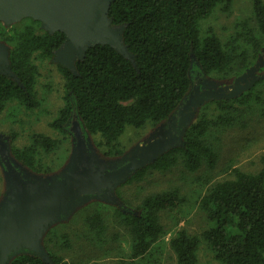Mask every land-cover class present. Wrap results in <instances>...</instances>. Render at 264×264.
Listing matches in <instances>:
<instances>
[{
	"label": "trees",
	"instance_id": "obj_1",
	"mask_svg": "<svg viewBox=\"0 0 264 264\" xmlns=\"http://www.w3.org/2000/svg\"><path fill=\"white\" fill-rule=\"evenodd\" d=\"M231 2L113 0L107 15L112 27L122 28L120 36L127 53L109 43H98L76 57L73 69L54 60L66 35L43 28L40 20L24 18L28 22L22 28L11 27L13 43L7 50L10 72H0V114L9 101L18 100L27 109L40 105L34 58L51 59L65 78V105L52 126L69 132V127L78 122L84 135H98L95 144L103 147L106 154L122 156L120 137L128 127L152 125L166 129L191 96L199 98L194 94L195 88L200 90L196 77L203 79L213 73L239 75L248 67L257 66L260 55L264 60V0H251L254 26L249 22L243 24L241 34L251 48L237 53L227 48L213 28L203 31L202 20L219 5L229 8ZM6 34L2 31V36ZM256 68L264 72V67ZM252 80L253 84L244 90L231 89L226 95L204 98L194 111L186 110L187 114L192 113V120L179 143L136 169L122 184L141 181L153 171L166 172L179 161L191 172L203 165L214 168L218 153L209 134L213 128L229 127L242 120V106L262 100L261 92L256 91L260 88L256 87L264 78ZM210 105H215L216 112L208 111ZM179 129L176 128L177 133ZM57 146L56 139L37 133L33 144L13 147L11 152L18 166L37 173V147L51 151ZM261 163L256 173L231 167L232 177L216 182L200 198V207L212 221L203 238L222 264H264V156ZM0 196L4 197L2 193ZM118 199L113 202L114 213L130 235L129 256L137 262L146 256L153 257L151 262L158 264L156 252L166 234L161 212L180 206L186 196L173 186L146 195L133 209L128 201ZM96 200L97 197L92 202L97 209L88 222L97 235H102L106 229L105 207ZM200 242L199 236L178 230L169 239L176 264H198ZM46 252L45 258L23 249L8 264H71L58 252Z\"/></svg>",
	"mask_w": 264,
	"mask_h": 264
},
{
	"label": "rangeland",
	"instance_id": "obj_2",
	"mask_svg": "<svg viewBox=\"0 0 264 264\" xmlns=\"http://www.w3.org/2000/svg\"><path fill=\"white\" fill-rule=\"evenodd\" d=\"M252 13L251 0H232L229 8H225L224 4L219 5L208 18L202 20V29L207 31L213 28L227 48L241 53L244 48H251L241 33L245 22L254 26ZM27 22L25 19L11 23L1 21L0 44L8 49L13 43L10 37L13 33L11 27L22 28ZM2 31H6L7 36H2ZM255 33L258 34L257 31ZM262 57L263 55H260L258 58L260 67H264ZM34 61L38 66L35 89L40 105L34 109H27L18 100L9 101L0 114V139H2L3 148L7 150L0 154V193L4 197L8 191V181L2 157H10L16 168L11 149L33 144L35 134L40 133L56 139L58 146L51 151L37 147L36 157L40 170L37 173L28 172L29 174H35L41 180L61 179L63 173L76 159L77 140L72 129L73 125L69 127V132H64L51 124L65 105V78L53 60L36 56ZM253 67L256 65L241 71L239 75L213 73L204 76L199 83L200 90L201 92L204 89L218 90L220 87L234 84L239 77L250 72ZM252 73H254L252 77L248 74L247 80L245 79L248 84L252 79L264 78V72L259 69ZM240 84L245 86L244 81ZM256 89L261 92L262 100L242 106V120L240 118L229 127L211 130L209 136L218 153L214 168L203 165L197 171L191 172L179 161L166 172L153 171L141 181L121 183V186L118 187V184L112 190L113 196L117 200L120 197L128 201L131 209L136 208L146 195L167 190L173 186L179 187L186 196V201L180 206L161 212V222L166 229V234L161 239L160 247L156 252L158 264H176L169 239L180 229L199 236L201 242L198 250V264H222L203 238V232L212 227V221L200 207L199 201L216 182L232 177L231 167H238L250 173H256L261 169V158L264 156V82ZM208 111L216 112L215 105H210ZM186 114L185 111L182 118ZM160 130L161 128H155L152 125H146L143 128L128 127L120 137L122 156L106 154L103 147L95 144L98 141V135L90 134L92 147L90 154L94 156L92 160L102 161L107 166L114 165L120 159L131 155L138 146L156 137ZM1 148L0 151H2ZM21 168L23 167L19 166V171H22ZM4 197L0 196V202ZM95 198L91 196L76 202L68 214L52 222L40 239L43 248L58 252L71 264H153L154 262H151L153 257L146 256L138 262L131 259L129 256L130 235L115 217L113 202L101 196L97 197L96 201L105 207L104 210L103 207L101 209L106 229L102 235L96 234V230L88 222L97 209L95 202H92Z\"/></svg>",
	"mask_w": 264,
	"mask_h": 264
},
{
	"label": "water",
	"instance_id": "obj_3",
	"mask_svg": "<svg viewBox=\"0 0 264 264\" xmlns=\"http://www.w3.org/2000/svg\"><path fill=\"white\" fill-rule=\"evenodd\" d=\"M112 1L0 0V21L11 23L31 17L40 20L42 27L51 32H63L66 41L55 52L54 60L73 69L76 57L98 43H109L127 53L120 36L122 28L112 27L107 15ZM7 50L0 44V72H10ZM256 67L239 77L235 85L220 87L218 91L204 90L197 94L198 99L191 96L178 115L170 119L166 129L162 128L156 137L114 165L107 166L102 161L92 160L90 138L84 135L78 122L72 127L77 140L76 159L61 179L41 180L23 168V172L19 171L17 163L15 168L14 161L3 156L8 191L0 203V264H8L9 259L23 249L33 250L46 258L47 252L40 239L52 222L68 214L76 202L91 196L118 202L119 199L112 194L115 186L158 154L179 143L184 128L192 120V113L182 118L186 110H193L204 98L226 95L230 89L239 92V89L251 86L253 80L250 79L248 84L245 79L248 74L253 76ZM243 81L245 86L240 84ZM177 127H181L178 133Z\"/></svg>",
	"mask_w": 264,
	"mask_h": 264
},
{
	"label": "flooded vegetation",
	"instance_id": "obj_4",
	"mask_svg": "<svg viewBox=\"0 0 264 264\" xmlns=\"http://www.w3.org/2000/svg\"><path fill=\"white\" fill-rule=\"evenodd\" d=\"M202 80V78L201 77H196V81H197V85H199L198 83H200V81ZM199 93H201V91L197 88H195V92H194V94L195 95H197V94H199ZM0 148H1V150H2V152L4 153V152H6V149H4L3 148V142H2V139H0Z\"/></svg>",
	"mask_w": 264,
	"mask_h": 264
}]
</instances>
